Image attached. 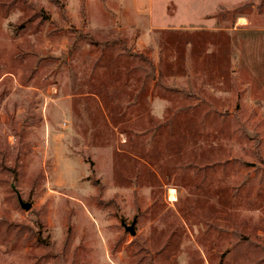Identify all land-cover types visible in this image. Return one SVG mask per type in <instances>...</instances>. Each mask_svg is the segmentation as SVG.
<instances>
[{"label":"rangeland","instance_id":"1","mask_svg":"<svg viewBox=\"0 0 264 264\" xmlns=\"http://www.w3.org/2000/svg\"><path fill=\"white\" fill-rule=\"evenodd\" d=\"M0 264H264V0H0Z\"/></svg>","mask_w":264,"mask_h":264},{"label":"water","instance_id":"2","mask_svg":"<svg viewBox=\"0 0 264 264\" xmlns=\"http://www.w3.org/2000/svg\"><path fill=\"white\" fill-rule=\"evenodd\" d=\"M18 199L22 207H24L25 209H30L32 207V203L24 201L19 192H18ZM122 223L126 227V230H129L132 234L136 233V230H135L136 220H134L131 225H128L125 221H123Z\"/></svg>","mask_w":264,"mask_h":264},{"label":"bare ground","instance_id":"3","mask_svg":"<svg viewBox=\"0 0 264 264\" xmlns=\"http://www.w3.org/2000/svg\"><path fill=\"white\" fill-rule=\"evenodd\" d=\"M170 194H171V197H175V194H174V190L173 189L171 190Z\"/></svg>","mask_w":264,"mask_h":264}]
</instances>
